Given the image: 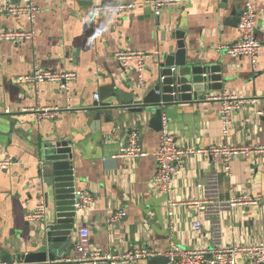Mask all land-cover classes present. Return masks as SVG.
I'll use <instances>...</instances> for the list:
<instances>
[{
  "label": "crops",
  "instance_id": "obj_1",
  "mask_svg": "<svg viewBox=\"0 0 264 264\" xmlns=\"http://www.w3.org/2000/svg\"><path fill=\"white\" fill-rule=\"evenodd\" d=\"M141 1L35 0L41 12L33 26L23 15L0 10V30L33 28L36 36L33 43L0 42V159L14 160L10 168L0 170V264L2 255L33 252L40 242L44 220L30 221L29 215L40 202L46 203L39 173L42 146L59 140L72 143L74 191H85L94 199L89 212L75 216L74 244L81 227L89 230L92 250L115 256L133 248H147L164 256L171 242L180 249L195 250L264 241V152L235 157L229 178L223 173L221 158L198 152L183 155L182 172L171 191L177 205L169 217L167 198L152 185L156 173L153 154L160 133L149 128L150 114L114 112L110 122L105 123L101 116L97 125L87 117L89 109L99 103L100 94L111 86L121 90L126 100H131L133 92L151 89L159 79V63L174 50L171 33L182 31L187 57L218 67L225 80L221 91L196 102L168 106L164 112L166 130L184 150L211 146L264 149V117L257 114L264 113V47L258 52L255 68L246 59L232 58L219 49L239 38L231 20L242 10V0H183L159 16ZM130 2L138 5L123 16L91 13L92 7L100 4ZM8 4L15 6L17 1ZM254 7L255 37L264 44V0H255ZM119 50L150 55L141 73L143 86L133 62L121 68L115 60ZM34 64L43 70L74 72L76 79L68 94L55 83L35 87L19 82V77L32 72ZM223 93L246 100L232 115L226 135L219 122L221 102L214 100ZM138 99L134 97L135 102ZM36 108L60 111L55 118L38 124L31 111ZM132 131L139 133L140 148L146 154L141 158L120 155ZM65 183L70 188L68 180ZM232 195L257 199L258 203L232 207ZM200 202H204V210L187 205ZM118 211L124 216L112 221ZM196 220L201 223L199 233L192 230ZM73 255L74 248L67 251L66 259L49 264H87L67 261Z\"/></svg>",
  "mask_w": 264,
  "mask_h": 264
},
{
  "label": "built area",
  "instance_id": "obj_2",
  "mask_svg": "<svg viewBox=\"0 0 264 264\" xmlns=\"http://www.w3.org/2000/svg\"><path fill=\"white\" fill-rule=\"evenodd\" d=\"M10 0H0L1 11H6L13 15H23L28 22L33 26L40 14V9L36 5L35 0H13L17 1L15 6H9ZM183 0H142L141 3L147 6L154 16H159L164 10H171L179 6ZM255 0H244L243 8L238 18L237 31L238 40L228 46H221L228 56L232 58L246 59L251 68H255L259 50L264 47V44L257 41L255 37L256 13L254 7ZM137 2L130 3H111L100 4L92 7L91 13L95 16H123L131 13L136 7ZM35 31L33 28L29 31L16 30H0V42H31L35 41ZM150 55L141 51L119 50L115 53V60L121 68L129 67L133 62L138 76V83L143 86L141 73L144 71L146 62ZM76 74L74 72H55L43 70L34 64L32 72L18 78V81L24 84L38 87L44 83H55L61 92L68 94L71 84L75 81ZM98 99V96H95ZM221 102L219 110V122L222 125V134L226 135L228 127L231 123L232 115L238 111L246 101L242 97H237L228 93H223L221 96L214 98ZM70 109V108H68ZM35 114V120L39 124L45 119L55 118L58 113V108H36L31 109ZM260 117H264L263 112L257 113ZM165 117L162 115V131L160 133L159 147L153 154L156 164V173L152 179V185L155 191L167 198V215L173 217L172 208L175 204L171 199V191L174 180L181 175L182 162L181 158L185 154L198 152L212 158L222 159V169L226 177L231 175V162L239 155L259 154L263 153L262 147L255 146H222L208 147L198 149L196 151L179 147L174 135L169 133L165 128ZM121 157L124 158H141L146 154L142 152L139 145V133L132 131L127 137V144L120 150ZM14 164L11 158L0 159V170H6ZM232 192V191H231ZM73 208L76 214L89 212L94 203L93 197L85 191H74ZM204 202L187 203L198 206L200 210H204ZM257 199L247 197H235L232 195L229 205L244 206L256 205ZM46 216L45 203L40 202L37 208L29 215L30 221H43ZM124 216L123 211H118L113 215L112 221H117ZM192 230L199 233L201 223L196 220L192 224ZM89 230L86 227H81L76 232V242L74 245V255L69 261L70 263H87L98 264L105 261L109 264H135L139 261H146L151 257L158 256L153 251L147 248H133L132 250L122 255L103 254L99 251L92 250L89 243ZM168 260V264H241L243 260L245 264H264V241L254 245H234L229 248H214L204 249L198 248L195 250L180 249L175 243L171 242L168 251L164 254Z\"/></svg>",
  "mask_w": 264,
  "mask_h": 264
},
{
  "label": "water",
  "instance_id": "obj_3",
  "mask_svg": "<svg viewBox=\"0 0 264 264\" xmlns=\"http://www.w3.org/2000/svg\"><path fill=\"white\" fill-rule=\"evenodd\" d=\"M244 0H242L243 4ZM241 10L236 12L231 25L237 27ZM174 50L167 52L159 63L160 74L156 84L146 91L131 94V100L123 97L121 90L111 86L100 94L99 103L89 109L88 118L97 125L101 116L104 122L112 119V114H150L149 128L155 133L162 131V115L166 108L176 103L196 102L209 93L223 89L225 78L216 66L198 64L188 55L184 33L174 31ZM172 49V48H171ZM109 92V93H108ZM110 98H109V95ZM134 97L139 98L136 102ZM70 141H55L43 144L39 170L45 190L46 216L40 233V242L33 252L13 253L1 256L3 264H49L66 259L67 251L74 248L75 210L72 175V150ZM141 140H139V145ZM66 175L65 177H62ZM68 180L69 187L65 183ZM60 184V185H59ZM58 188V189H57ZM66 188L62 193L60 189ZM144 264H168L165 256L151 257Z\"/></svg>",
  "mask_w": 264,
  "mask_h": 264
},
{
  "label": "clouds",
  "instance_id": "obj_4",
  "mask_svg": "<svg viewBox=\"0 0 264 264\" xmlns=\"http://www.w3.org/2000/svg\"><path fill=\"white\" fill-rule=\"evenodd\" d=\"M97 34L99 35L100 33L98 32Z\"/></svg>",
  "mask_w": 264,
  "mask_h": 264
}]
</instances>
